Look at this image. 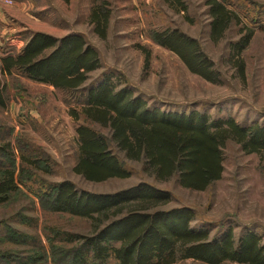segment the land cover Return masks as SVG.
Wrapping results in <instances>:
<instances>
[{"label":"rangeland","instance_id":"rangeland-1","mask_svg":"<svg viewBox=\"0 0 264 264\" xmlns=\"http://www.w3.org/2000/svg\"><path fill=\"white\" fill-rule=\"evenodd\" d=\"M89 1L76 0L72 8L81 22L82 13L90 9ZM183 1L184 11L175 0H92L93 5L107 2L111 16L105 39L81 25L83 36L99 53L101 66L79 90L56 89L20 74L3 78L8 99L7 105L0 107V145L10 143L17 174L23 169V181L0 206V264H66L57 250H69L76 243L70 239L74 234L92 233L90 219L42 206L39 193L49 184L64 180L97 193H112L147 182L170 192L166 209H192V225L207 231L210 239L220 238L232 229L236 241L254 232L264 244V157L245 153L233 140L223 149L222 178L204 191L184 188L176 178L156 180L145 173L140 162L126 159L113 143L110 146L131 171L130 177L93 182L73 171L78 158L76 128L85 118L82 115L75 121L70 111L78 106L81 92L107 76L162 110H199L212 118L233 117L244 126L264 124V30L260 27L264 24V0H223L241 14V24L233 23L218 42L210 38L205 0ZM242 26H256L259 32L243 53L247 62L245 81L230 61L231 46L239 39ZM167 27L179 28L200 41L220 71L221 83L190 72L176 54L153 40V31ZM94 127L109 138L108 128ZM106 264L118 263L110 258ZM174 264L208 263L184 259Z\"/></svg>","mask_w":264,"mask_h":264},{"label":"trees","instance_id":"trees-1","mask_svg":"<svg viewBox=\"0 0 264 264\" xmlns=\"http://www.w3.org/2000/svg\"><path fill=\"white\" fill-rule=\"evenodd\" d=\"M175 1L182 11L186 9L183 0ZM205 4L212 41L222 39L233 23L241 24L240 14L225 1L205 0ZM110 16L107 2L93 6L90 21L101 38L107 37ZM240 33L231 46L230 61L245 81L243 53L255 29L242 26ZM152 38L176 54L190 72L212 83L222 82L214 60L197 38L170 27L153 31ZM140 48L146 52L143 46ZM100 66L97 49L82 34L55 37L33 32L18 53L0 58V107H5L8 99L5 76L20 74L56 89L76 91ZM80 96L78 106L70 111L75 121L82 115L85 118L76 128L78 158L73 171L88 181L131 176L110 143L129 161L140 162L145 173L156 180L176 178L184 188L198 191L222 178L223 149L228 141L238 143L245 153L264 157V124L258 122L244 126L233 117L212 118L199 110H162L149 105L132 88L116 85L108 76ZM94 125L108 128L109 138ZM9 148V142L0 145V206L23 181V169L17 174ZM39 197L47 210L92 222L91 234H74L70 239L76 243L69 250L56 249L64 255L66 264H106L110 258L118 264H174L184 259L208 264H264V244L258 234L247 232L236 241L233 230L228 229L212 240L207 231L192 225V209H166L170 192L147 182L112 193H97L64 180L49 184Z\"/></svg>","mask_w":264,"mask_h":264},{"label":"crops","instance_id":"crops-1","mask_svg":"<svg viewBox=\"0 0 264 264\" xmlns=\"http://www.w3.org/2000/svg\"><path fill=\"white\" fill-rule=\"evenodd\" d=\"M47 1L44 4L43 0H13L14 3L10 5L0 0V58L10 53H18L24 46L27 36L33 32H45L55 37H63L69 33L85 34L81 29L82 24L87 29H94V24L90 21L94 6L92 0L87 4L90 7L89 11L82 13V22L79 18L77 19L78 14L72 11L76 0ZM50 1L58 4L59 7H56L54 3L50 4ZM228 6L231 7L229 4ZM69 8L71 9L70 14L68 13ZM261 14L264 15V12L261 11ZM68 15L70 19L66 18ZM244 15L247 16V13ZM255 15L260 16L258 13ZM260 27L264 30V24ZM254 29L255 33L251 42L259 33L256 26Z\"/></svg>","mask_w":264,"mask_h":264},{"label":"built area","instance_id":"built-area-1","mask_svg":"<svg viewBox=\"0 0 264 264\" xmlns=\"http://www.w3.org/2000/svg\"><path fill=\"white\" fill-rule=\"evenodd\" d=\"M4 1L6 4H13V0H2Z\"/></svg>","mask_w":264,"mask_h":264}]
</instances>
